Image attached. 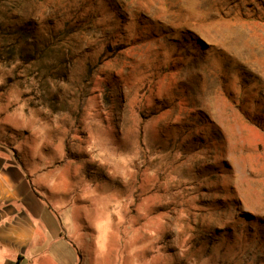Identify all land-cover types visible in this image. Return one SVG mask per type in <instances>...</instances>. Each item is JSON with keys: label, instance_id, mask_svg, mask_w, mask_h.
Returning <instances> with one entry per match:
<instances>
[{"label": "rangeland", "instance_id": "374dc122", "mask_svg": "<svg viewBox=\"0 0 264 264\" xmlns=\"http://www.w3.org/2000/svg\"><path fill=\"white\" fill-rule=\"evenodd\" d=\"M0 157L80 264H264V0H0Z\"/></svg>", "mask_w": 264, "mask_h": 264}, {"label": "crops", "instance_id": "0c3cea01", "mask_svg": "<svg viewBox=\"0 0 264 264\" xmlns=\"http://www.w3.org/2000/svg\"><path fill=\"white\" fill-rule=\"evenodd\" d=\"M79 260L78 250L25 174L15 162L0 157V264H80Z\"/></svg>", "mask_w": 264, "mask_h": 264}]
</instances>
